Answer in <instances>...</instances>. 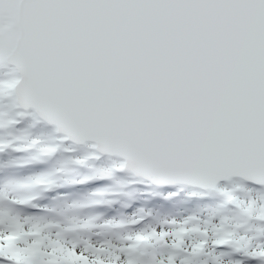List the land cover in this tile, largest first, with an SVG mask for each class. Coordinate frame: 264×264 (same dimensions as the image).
<instances>
[{
  "label": "snow or ice",
  "instance_id": "1",
  "mask_svg": "<svg viewBox=\"0 0 264 264\" xmlns=\"http://www.w3.org/2000/svg\"><path fill=\"white\" fill-rule=\"evenodd\" d=\"M8 58L25 74L15 94L51 122L150 166L264 169V0H0V68ZM10 235L0 264H16Z\"/></svg>",
  "mask_w": 264,
  "mask_h": 264
},
{
  "label": "rangeland",
  "instance_id": "2",
  "mask_svg": "<svg viewBox=\"0 0 264 264\" xmlns=\"http://www.w3.org/2000/svg\"><path fill=\"white\" fill-rule=\"evenodd\" d=\"M7 75H11L12 77L16 78V75L14 72H10V70H7L5 73V78L1 79V81H6L7 80ZM11 100H8L5 103H0V125H4L1 122V119L3 117H10L13 118V110L11 108ZM1 133V132H0ZM21 158V157H19ZM46 164H42L38 166L39 171L36 173V177L29 180H16V179H9V186H5V182L7 180H4L0 184V190L6 191V192H11L9 194H12L14 196H18L19 198L22 199H27L31 195H29V187L30 184L33 183L36 185V183L39 180L43 181L42 174L43 172V167H45ZM48 173L44 177H48ZM102 176V174H101ZM103 178H106L102 176ZM55 179V178H53ZM106 183H110L109 180L104 179ZM44 184H46L43 181ZM117 187L120 186L119 184H115ZM108 189H115L113 184H108L107 186ZM232 188V187H231ZM17 189V190H15ZM102 189V188H100ZM7 194V195H9ZM261 194V193H260ZM259 192H256V194H250L251 196L247 199L244 198L245 196L240 195L239 197L237 196V201L239 203H246L247 206L252 205L254 201H256L257 206H260V209L262 208V199L260 198ZM10 196V195H9ZM26 197V198H24ZM50 197V195H49ZM52 197V196H51ZM92 197V196H91ZM49 199V198H48ZM92 200V199H91ZM80 205V204H79ZM75 206L74 208H70L66 210L64 213L59 212L58 208L56 206H53L54 210V216H56L54 219H51L50 216H44V217H33V216H18L14 213H7V210L1 209L0 207V228H3L5 232H10L11 235L8 236L6 239L8 241V244L11 246L9 243L10 240L13 238V231L12 228L14 227V224H16V227H19L20 225L21 230L23 231H31L32 228L33 230H38L39 236L36 239L31 240L29 236L27 237V240L29 243H31L33 249H30V251L27 253V257H23L22 263H30V264H35L32 261V258H34V253L39 251L38 253L44 257L43 260H41V264H48L49 259L55 258V255L51 252H45L41 251L43 250V243L45 241L46 236L49 235L50 240L49 243H56V241L53 239V235L55 234L56 236L63 237L65 244H61L64 249H65V255L66 259H72V260H77V257L79 255H84L87 253L86 249L83 248L82 246V240L87 239L89 240L90 244H92V249H100L104 248V250L107 249V253L104 254V256H108L111 260L118 259L120 257V260L124 262L125 264H158L159 262L162 261L163 264H169L168 258H171V261L174 260V262H178L181 264L183 262V259L187 260L186 256H180L178 253L176 254H171L170 253V239L172 237H179L181 236V233H184V237L181 240L182 248L186 249V251L191 252L193 251L197 246L198 242L200 241L201 237L200 234L202 233L201 231H209L206 227L207 221L205 220V214H210L213 215V222L211 224V227L209 229H215L217 231L219 227H223L222 225V220H227V224H230V229L231 235H233V240L236 238L238 241L240 240V243L245 247L246 253H248V250L251 248V253H257L261 252L264 249L258 250L259 248L257 247V241L255 238L254 233L248 231V224H246V213L244 214L242 221L238 220L236 217V211H230L228 214L221 212V209L219 210L217 206H214V211L211 210H198V209H192L190 211L186 212H181L180 214H177L175 216L169 214L168 212H165L161 214L160 216H157L156 218L149 220L148 222H145L144 225L139 226L136 229H130L129 227H124L125 229L128 228L129 230H123V228L120 226L119 230L116 232V237L111 236V235H106V236H101L99 238L94 237L93 238H87V236H84L81 234L79 225L84 223L87 224L88 227H94L95 229L101 227V223H103L104 219L105 221H109L106 218L102 219H88V213H85V207L82 205L81 206ZM217 205V204H216ZM252 207V206H251ZM220 208V207H219ZM239 208L241 209V206L239 205ZM252 211L254 212V209L252 208ZM198 212H202V214H198ZM7 213V214H6ZM90 213V212H89ZM254 215L253 213H249ZM139 215V214H138ZM260 216V215H258ZM99 217V216H97ZM189 217H196L195 219H199L197 221L190 220ZM244 223L243 228L240 230H237L236 227L238 225L237 221ZM133 220V219H132ZM131 220V221H132ZM154 220V221H153ZM186 220V222H185ZM46 223H50L48 227H46ZM123 223V220L120 219L119 224ZM18 224V225H17ZM214 225V226H212ZM260 226V225H256ZM57 227V228H54ZM198 229V230H197ZM224 231H226V228H224ZM98 230V229H97ZM65 231H74L77 233V236L79 237V240H72V239H67ZM99 231V230H98ZM211 232V231H210ZM134 235H140L142 237V241L140 243V249L138 255H136L134 258L131 259V256L127 254L129 251V241L133 238ZM111 236V238H109ZM148 239L146 240V238ZM162 238L163 240L161 241L160 245H157L158 249L157 252L159 253V257L161 261H157V257L155 256V260L147 257V255L142 259V253L141 251L144 249L146 244H156L157 239ZM178 238V239H179ZM177 239V240H178ZM60 241V240H59ZM180 241V239L178 240ZM40 246L37 247V245ZM37 244V245H36ZM255 245V247H253ZM13 247V246H11ZM207 247L209 248L210 245L208 244ZM14 248V247H13ZM28 248L30 246L25 247V250L28 251ZM91 249V250H92ZM151 256V255H148ZM55 262V261H54ZM51 263V264H54ZM175 262V264H176ZM204 263H199V264H214L215 261L206 260L203 261ZM216 263H219V261H216ZM66 264V263H65ZM75 264V263H74ZM77 264V261H76ZM184 264V263H182ZM220 264H228L227 262H221Z\"/></svg>",
  "mask_w": 264,
  "mask_h": 264
},
{
  "label": "water",
  "instance_id": "3",
  "mask_svg": "<svg viewBox=\"0 0 264 264\" xmlns=\"http://www.w3.org/2000/svg\"><path fill=\"white\" fill-rule=\"evenodd\" d=\"M6 63L12 64L20 76L14 85V88L16 89V87L20 85L22 81L25 79V74L22 72L20 66L17 64L15 59L8 58L6 60ZM16 98L22 106L25 107L31 106L36 110V112L41 117H43L46 120L48 119L49 121L52 120L49 110L43 105H40L36 102H28L18 95H16ZM55 124H57V126L59 128H62L63 130H70L69 132H71L75 136L82 137V139L84 140L94 142V146H96L101 150H109L110 152H113L123 157L125 164L138 174L142 172H147L145 174L154 178L157 177V173L155 172L165 171L167 173L168 172L176 173L178 175H182L183 177L190 179L191 182H193L194 184H198L199 186H206L205 183H209L211 181H215V183H218L221 180H229L232 179L233 177H241L243 179L251 180L252 182L264 183V169H254L239 164L221 163L214 165L211 168L185 167V168H176V169L150 166L144 163L143 161H141L140 159L122 150L116 142H114L113 140L109 139L106 136L93 135L86 128L83 127L80 128H77L75 126L68 127L63 125L62 123H55ZM141 169H143V171H141Z\"/></svg>",
  "mask_w": 264,
  "mask_h": 264
}]
</instances>
